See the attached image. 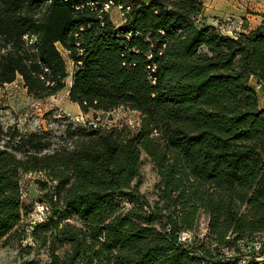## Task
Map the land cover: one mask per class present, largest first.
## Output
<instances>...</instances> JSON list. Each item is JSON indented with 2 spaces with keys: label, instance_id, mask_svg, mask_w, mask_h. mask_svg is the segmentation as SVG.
Returning a JSON list of instances; mask_svg holds the SVG:
<instances>
[{
  "label": "trees",
  "instance_id": "obj_1",
  "mask_svg": "<svg viewBox=\"0 0 264 264\" xmlns=\"http://www.w3.org/2000/svg\"><path fill=\"white\" fill-rule=\"evenodd\" d=\"M109 1L122 7L118 25L102 11ZM59 47L73 64L70 103L82 114L125 107L139 125L6 131L0 250L16 246L19 264H237L260 254L242 248L264 236V91L250 85H264V22L228 36L207 24L202 0H0V88L19 80L35 101L62 91ZM53 114L47 126L66 120ZM142 155L157 174L152 202L137 184ZM35 173L45 178L42 221L30 219L20 186Z\"/></svg>",
  "mask_w": 264,
  "mask_h": 264
},
{
  "label": "rangeland",
  "instance_id": "obj_2",
  "mask_svg": "<svg viewBox=\"0 0 264 264\" xmlns=\"http://www.w3.org/2000/svg\"><path fill=\"white\" fill-rule=\"evenodd\" d=\"M203 13H205L206 21H214L223 29L226 26H243L246 22L247 14L259 13L264 10V0H202ZM111 21L118 25L123 17L120 16L118 10L113 9L109 12ZM65 66L67 72L70 71V62L65 55ZM70 73L65 79V88L43 101H40V110L34 109L33 103L35 100L26 94L25 89L19 83L5 85L0 88V147L7 144V139L4 135L10 128H15L19 132H32L47 130V120L49 119L48 112H53V115L59 113L69 114L71 105L66 99L65 93L70 85ZM90 115V113H89ZM73 116V115H72ZM53 117V116H52ZM135 114H130L123 120L127 119L132 124L136 120ZM117 123H122L119 121ZM67 126L80 128L76 125H69L65 120L60 119L52 125V133L55 136L63 134ZM42 174H24L20 179V186L23 193V201L30 214V219L38 221V206L41 205L43 192L40 191L39 183L44 181ZM157 182V174L150 162L145 156H141L140 177L137 180L139 191L150 201L155 200V184ZM206 220H199L196 234L201 237L205 233ZM193 233L190 235L192 236ZM264 239V236L259 237ZM231 253V252H230ZM232 254V253H231ZM254 257H256L254 259ZM254 257H239L237 264H264V250ZM41 255V259H44ZM21 257L18 254L16 246L4 248L0 250V264H19Z\"/></svg>",
  "mask_w": 264,
  "mask_h": 264
},
{
  "label": "built area",
  "instance_id": "obj_3",
  "mask_svg": "<svg viewBox=\"0 0 264 264\" xmlns=\"http://www.w3.org/2000/svg\"><path fill=\"white\" fill-rule=\"evenodd\" d=\"M113 9H116L119 11L120 16L123 17V14L121 12L122 7L120 5H114L111 1L106 2L102 5V11L105 12H110ZM122 22V19H121ZM120 22V23H121ZM24 39H27V37L25 36ZM34 39V36L30 37V42ZM60 52H62L61 54L66 55V52L62 49H60ZM154 67L151 68V70H153ZM18 79H20L18 77ZM255 89L257 91H264V85L259 84V83H255L254 84ZM26 91V90H25ZM40 101H35L33 103V108L36 110H40ZM130 114H135L136 120L133 121V124L125 119L127 116H129ZM54 118H60L63 117L65 118L69 123H71L72 125H76L79 126L81 128H86V129H100V130H109L112 128H122V127H129L131 129H135L136 127H138L139 125V121H140V115L139 113H137L136 111H131L125 107H118L112 111L109 112H96V113H89L88 114H78V115H70V114H66V113H59L58 115H54ZM119 121H122V123H117ZM47 126L48 127H51ZM38 221H42L44 218V214H45V208L42 205L38 206ZM186 237L185 234L181 235V239L184 240ZM262 247H264V239H260V238H255L253 239L250 243H248L247 245H245L242 248V251L244 253L248 252L251 249H254L255 251H258L259 249H261Z\"/></svg>",
  "mask_w": 264,
  "mask_h": 264
},
{
  "label": "crops",
  "instance_id": "obj_4",
  "mask_svg": "<svg viewBox=\"0 0 264 264\" xmlns=\"http://www.w3.org/2000/svg\"><path fill=\"white\" fill-rule=\"evenodd\" d=\"M140 1L147 2L149 0H140ZM257 1H261V0H257ZM203 16L205 17V13H203ZM206 22H207V24L217 26L220 29L221 33L228 35V36H232L233 34L239 33V32L247 33V32H251V31L257 29L262 24V22H264V10H261V12L259 11V13L247 14L246 15V22L243 26H241V25L240 26H230V27L226 26L223 29L219 24H217L213 20L212 21L209 20ZM68 62H70V61H68ZM70 66H71V68H70V71H68V73L71 74L72 67H73V64L71 62H70ZM255 82H256L255 79H252V78L250 79V85L253 86V84H255ZM14 83L21 84L19 80L15 81ZM14 83H12V84H14ZM67 90H68V88H67ZM67 90H66L65 96H66V99L68 100ZM68 102H69V100H68ZM70 105H71V110H69L70 115H78L81 113L79 110V107L77 105L72 104V103H70ZM258 105H259L260 109H264V92H262L261 94L258 95Z\"/></svg>",
  "mask_w": 264,
  "mask_h": 264
}]
</instances>
